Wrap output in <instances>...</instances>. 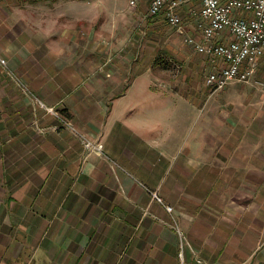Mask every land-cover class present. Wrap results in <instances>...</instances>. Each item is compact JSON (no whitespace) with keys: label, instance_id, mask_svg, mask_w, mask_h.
<instances>
[{"label":"crops","instance_id":"1","mask_svg":"<svg viewBox=\"0 0 264 264\" xmlns=\"http://www.w3.org/2000/svg\"><path fill=\"white\" fill-rule=\"evenodd\" d=\"M91 1L0 0V264H264V58L249 83L196 88L192 55H150ZM197 8H180L181 35L201 40Z\"/></svg>","mask_w":264,"mask_h":264},{"label":"built area","instance_id":"2","mask_svg":"<svg viewBox=\"0 0 264 264\" xmlns=\"http://www.w3.org/2000/svg\"><path fill=\"white\" fill-rule=\"evenodd\" d=\"M138 1L129 0V6L135 8ZM196 1L198 8L193 12L197 17L195 27L201 32L202 38L197 40L187 35L184 42L214 63L213 68L206 71V85L217 91L233 82L249 83L264 58V0ZM186 3L188 0H151L145 19L162 17L171 28L183 34L180 8ZM0 64L6 66L7 62L0 58ZM252 84L264 91L263 80L254 78ZM45 109L56 114L52 108ZM60 121L63 128L78 138L86 150L102 155L104 149L102 143L81 133L69 120ZM150 193L154 200L164 205L156 193ZM164 208L168 213L174 211L169 205H164Z\"/></svg>","mask_w":264,"mask_h":264},{"label":"rangeland","instance_id":"3","mask_svg":"<svg viewBox=\"0 0 264 264\" xmlns=\"http://www.w3.org/2000/svg\"><path fill=\"white\" fill-rule=\"evenodd\" d=\"M92 1H91V3H92ZM93 2L97 3L98 8L104 9V11L107 13L106 14V16H107L106 20L107 21L103 20V21H106L105 22L106 25L113 27L112 28L113 30H117V29L120 30L121 29V31H122V32H120L121 38H124L127 41H129V40L130 41L131 40L143 41V44H146V45H147L146 42L156 41L157 42L156 45L151 46L149 44V46H151V48H149V47L145 48L148 51H153V54H150V55H156L158 59L159 58L162 60L166 59V61L168 58L172 57L171 55L178 57V56L187 55L186 52L189 53L190 55H192L191 61L197 62L200 65L199 70H198L199 72L198 73L196 72L195 76H194L195 77L194 87L197 88V87L203 86L202 81L204 80V77H206V74H207L206 71H208L207 66H210L209 63L205 61L204 57H201V56L195 54L192 49L188 48L187 44L183 41L184 36L179 34L175 29L171 28L168 24H166L165 21H163V19H156V18H150L149 19L148 18V19L144 20L145 22L144 21L142 22L141 19H142L144 14L140 13L138 11L139 5H137L135 8H131V6H129V0H94ZM92 9L94 10L93 11L94 14H92L91 11H87V12L91 13V15L94 16L96 13L95 12L96 7H93ZM130 10L135 11V13H134L135 16H132V14L129 13ZM100 13H101V11L99 10L97 12V15H100ZM186 22L187 21H185V23ZM185 23L183 21L184 26H185ZM152 25H155V27L158 29L157 32H154L153 30H151V29H153ZM136 26H137V28H135ZM139 26H141V27H139ZM136 29H138V30L143 29L144 32L136 31ZM145 49L143 48V46H141V47L138 46L136 48H133V50L136 51V54L139 53L138 54L139 56H141V54H143V51ZM131 50H132V48H131ZM180 61L181 60H179L178 62L177 61L175 62V60H173V62L171 64H169L170 67L166 71L167 74L169 75L168 78L166 77V79H169L168 81H171V82L176 81V83L179 82V81L177 82V80L174 78L180 77V75H181V74L180 75L177 74L178 66H181L180 65L181 63H179ZM263 71H264V69H263ZM262 73L264 74V72H262ZM263 79H264V76H263ZM150 83L151 82L148 80V77L142 76L140 79L136 80L134 87L136 89H146L150 85ZM158 84H160V83L157 82L156 87L162 86V84H160L161 86H158ZM204 115L205 114H203V110L201 109V107H195L194 108L193 117L190 120V125L192 127L191 132H190V136H189V138H186L184 140V142H182L181 146L179 145L180 146L179 153H181V151L186 152L188 142H189L190 137L193 133H195V135L197 136V133L199 132V128L201 127V122L203 120ZM182 130H183L182 128L179 129V132H182ZM178 142L181 143V140L179 139ZM164 155H165V157H167V159H170L172 156L175 155V152L169 153V154H164ZM178 156H180V155H178ZM137 178L140 182H145L144 176H139ZM151 197H152V195H151ZM152 199H153V197H152ZM163 204H164V202H163ZM164 205H166V204H164ZM164 205H163V207H164ZM168 215L170 216L171 219H174L173 212L168 213Z\"/></svg>","mask_w":264,"mask_h":264}]
</instances>
